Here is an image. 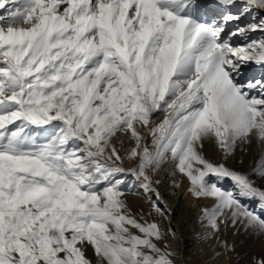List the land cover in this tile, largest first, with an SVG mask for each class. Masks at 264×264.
<instances>
[{"label": "snow or ice", "instance_id": "obj_1", "mask_svg": "<svg viewBox=\"0 0 264 264\" xmlns=\"http://www.w3.org/2000/svg\"><path fill=\"white\" fill-rule=\"evenodd\" d=\"M259 13L264 0H0V264H176L168 162L213 202L203 240L264 234L247 203L264 211V156L244 172L208 155L264 150V77L244 78L264 66Z\"/></svg>", "mask_w": 264, "mask_h": 264}, {"label": "bare ground", "instance_id": "obj_2", "mask_svg": "<svg viewBox=\"0 0 264 264\" xmlns=\"http://www.w3.org/2000/svg\"><path fill=\"white\" fill-rule=\"evenodd\" d=\"M252 20V17H249ZM248 18V20H249ZM258 18H261V15H258ZM250 20V21H251ZM252 37L260 39L264 38V33H254ZM247 41L243 39L235 40V43L243 44ZM261 65L255 63H250L246 70L244 71V78L248 79V75L253 70L257 69ZM119 135V134H118ZM124 147L129 146L127 137L122 138ZM118 145L121 143L117 142ZM121 153L123 154V148H121ZM129 166H131L129 164ZM170 175L175 173V169L172 168L169 170ZM177 175V174H174ZM157 176V174H156ZM176 184V193L174 194L172 200L168 203V213L169 216L165 219L171 221V227L175 229L177 233L176 238H170L169 243L171 248L176 252V264H239L238 259V250L234 252L227 253L222 248L223 240H227L231 245L233 236H231V230L233 228L225 229L222 232L221 238L216 241L207 242L202 239V229L200 226L203 225L199 223L200 211H195L191 208V203H195L197 200H194L190 194L187 193V188L189 186L187 179L179 176L174 182ZM171 191V185L160 187V192L164 194H169ZM127 202L132 210V212L139 219L143 216L144 220L151 222L152 216L149 213L152 211L147 197L143 194L142 190L139 188L138 184L129 183V188L126 190ZM179 196V197H178ZM181 197H183L181 199ZM202 207L205 204H211L212 201H198ZM143 222V221H142ZM204 228V225H203ZM208 229H205L207 233ZM217 253H221L217 256ZM88 255L94 261L96 257L92 253L91 249L89 250Z\"/></svg>", "mask_w": 264, "mask_h": 264}, {"label": "rangeland", "instance_id": "obj_3", "mask_svg": "<svg viewBox=\"0 0 264 264\" xmlns=\"http://www.w3.org/2000/svg\"><path fill=\"white\" fill-rule=\"evenodd\" d=\"M261 18H264V13H259ZM249 18L248 21H250ZM253 39H258L252 37ZM262 78L264 77V66H260L257 69L250 72L248 75V79L250 78ZM208 155L216 161H223L226 162L227 166L239 171L244 172H252L254 167L259 163V159L261 156H264V150L261 149L259 144H253L252 146H241L236 153L231 157L225 159L223 153L219 152L218 150H214L211 147L208 148ZM171 162L166 163L160 170L157 172V178L162 180V186L171 185V191L169 194H164V199L167 201V204L172 200L174 194L176 193V184L174 183L177 178V175H170V167ZM214 179V178H213ZM260 183H264V181H260ZM225 188H232L233 183L231 181H225L224 185ZM129 185L126 190H128ZM179 197V196H178ZM183 197H181L182 199ZM213 203V202H212ZM211 203V204H212ZM249 206L255 210L258 214L264 215V211L261 210L258 202L256 201H247ZM199 202L196 201L195 203H191V208L195 211L199 210L201 212L202 206H199ZM209 204V205H211ZM199 220H201V213L199 216ZM201 223V221L199 222ZM202 229L201 235L205 234V227L203 225L200 226ZM231 236H233V240L231 245L235 246V250H238V263L239 264H254L255 259L261 256H264V234H260L255 231H246L243 226L240 228L232 229ZM177 237V236H176ZM175 237V238H176ZM230 245V244H229Z\"/></svg>", "mask_w": 264, "mask_h": 264}]
</instances>
